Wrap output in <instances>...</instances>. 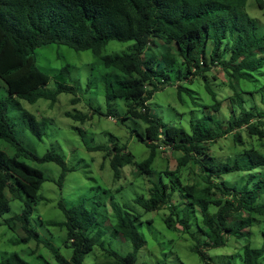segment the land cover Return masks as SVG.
<instances>
[{
    "label": "trees",
    "instance_id": "16d2710c",
    "mask_svg": "<svg viewBox=\"0 0 264 264\" xmlns=\"http://www.w3.org/2000/svg\"><path fill=\"white\" fill-rule=\"evenodd\" d=\"M256 1L264 10V0ZM249 5L250 0H0V79L7 85L9 93L8 97L0 93V139L17 148L14 157L0 149V215L12 211L13 200H22L24 205L23 212L6 224L11 228L15 223L21 224L27 234L24 242L35 239L43 242L40 233L32 228L31 220L40 202V191L47 181L46 174L21 157L60 165L63 168L58 182L61 187L72 171L62 154L51 150L39 156L28 149L19 140L10 118L11 99L22 98L36 103L42 98H56L64 92L76 95L73 86L64 84L55 92L43 91L52 78L38 67L36 51L53 44L64 45L78 52L93 51L101 57L100 63L112 73L111 78H104L109 104L115 98L129 101L126 117L147 125V137L142 136L141 140L150 147V157L139 163L132 153H123L125 148L116 147L117 153L112 160L116 177H121L122 169L127 166L139 167L144 174L154 172L153 165L161 145L184 153L175 171H163L165 180L170 179L174 185L163 181L162 186L151 189V198L138 199L135 203L148 212L162 210L169 203L173 205L174 211L166 219L168 226L178 228L182 225V231L193 238L203 234L205 242L197 244L193 251L205 262L208 259L206 249L223 247L230 237H248L249 244L244 248L241 264H264V247L254 248L250 243L257 219L264 216V207L259 204L264 189V155L255 149L248 154L249 162L235 158L236 163L231 164L229 161L217 162L211 152L215 143L228 136L243 145L245 131L264 141V111L256 108V101L247 102L244 96H239H252L262 91V88L253 92L242 89L245 82H255V77L264 71V56L260 57L264 54V32L261 31L264 23L249 13ZM160 40L168 49L162 61L156 52L162 46L165 49ZM111 41L134 42V46L128 54L103 55ZM215 66L230 74L232 80L233 93L227 94L231 96L220 97L234 102L228 109V120L219 117L224 102L212 89L215 102L205 106L209 112L202 120L193 122L191 131L169 127L153 116L148 103L161 86L178 85L183 98L187 89L179 83H194L202 77L209 87V82H213L210 72ZM68 69L69 66L66 71ZM79 102L80 98L76 96L73 103ZM90 107L96 115L107 114L102 109ZM107 115L113 118L112 109ZM68 116L82 124L93 119L91 112L69 113ZM25 117L28 128L43 139L47 134L45 124L29 112ZM76 128L85 134L82 128ZM192 166L198 169L201 185L182 184V178L177 174H183ZM260 167H263L260 180L254 188L247 184L239 188L224 178L231 173L251 172ZM255 177L251 176L250 183ZM177 193L180 194L179 201L175 202ZM181 196L188 201H182ZM83 204L70 209L61 202L66 221H48L50 225L68 227L66 244L75 252L69 260L49 245L58 264H85L87 256L103 238L102 235H89L93 233L94 223L89 212L80 211ZM199 212L203 213L204 222L199 224L200 217H197L199 228L193 233L192 221ZM133 216L131 213L118 215L115 229L117 234L134 244V251L121 256L116 250L104 247L110 256L116 257L114 264H148L139 262L146 238L137 225L140 218ZM0 264L30 263L15 253Z\"/></svg>",
    "mask_w": 264,
    "mask_h": 264
},
{
    "label": "rangeland",
    "instance_id": "374dc122",
    "mask_svg": "<svg viewBox=\"0 0 264 264\" xmlns=\"http://www.w3.org/2000/svg\"><path fill=\"white\" fill-rule=\"evenodd\" d=\"M249 13L264 23V10H261L256 0H250ZM260 28H261V23ZM264 29V25H262ZM264 32V30H261ZM156 50L159 61H162L168 54L166 44ZM134 42L111 41L105 48L103 55H123L132 51ZM169 48V47H168ZM37 65L48 73L52 80L43 89L46 92H55L58 86L64 84L73 86L76 95L64 92L56 98H42L36 103L22 98L11 99L10 118L14 123L19 140L30 150L39 156H44L49 151H56L62 154L69 167L72 169L66 177L63 187L59 180L63 168L55 162L39 163L32 159L21 157V160L36 166L46 174L47 181L40 191V202L36 206L35 213L31 220V226L37 230L43 242L37 239L24 242L27 236L23 232L22 225L15 223L14 228L6 224L8 220L23 212V201L13 200L12 211L6 215H0V263L7 257L19 253L30 264H58L56 255L51 247L56 248L67 259L71 260L74 255V248L66 244L68 238V227L50 225L48 221L65 222L67 217L61 208L63 202L70 208H77L82 203L80 211L86 210L94 223L92 237L102 235L103 238L87 258L85 264H114L116 257L109 255L108 250H116L121 256H127L134 251V244L123 235L116 232L115 225L118 215L131 213L133 217L138 216L140 221L138 227L146 238V246L140 251L139 262L148 264H159L166 261V264H241L244 248L249 244L248 237H230L229 242L223 247H211L206 249L207 262L193 251V248L204 243L206 237L199 234L193 238L191 234L182 231L183 226L170 228L166 219L173 213L174 206L170 203L159 211L148 212L141 205L135 203L138 199L151 198V189L163 185L165 180L163 171L169 169L175 171L178 168L182 152L173 148H166L161 145L159 154L153 165L151 174L140 172L139 167L127 166L122 169V176L116 177L112 166L113 155L116 147L125 148L123 153H132L136 162H143L151 155V149L147 142L141 137H147V125L133 118H127L129 101L122 98H115L111 104L106 96L107 83L104 78H111L110 70L104 68L100 63L99 56L93 51L78 52L64 45H49L37 49ZM148 57L151 55L148 53ZM264 56V54H261ZM69 66L68 71L66 67ZM230 74L223 72L219 66L213 67L210 78L207 82L199 77L194 83L184 82L186 92L183 98L179 93L178 85L161 86L153 99L148 103L153 116L169 127L185 128L191 131L193 122H198L209 110L205 106L212 105L213 94L211 89L218 94L220 100L227 94L233 93L230 86L232 80ZM255 82H245L242 89L253 92L262 88L261 92L255 95L244 96L247 102L256 101L261 111H264V71L254 79ZM0 93L8 97V87L0 79ZM80 98L78 104H74L75 97ZM247 96V97H246ZM221 97V98H220ZM224 107L219 117L229 119L228 109L234 106L232 100H222ZM209 105V106H210ZM98 108L109 114L113 111V118L94 114ZM248 108V105L246 104ZM35 115L39 122L45 124L47 134L40 139L28 128L26 113ZM92 113V120L82 124L80 121L68 116L69 113ZM76 127L84 130L83 134ZM233 136L220 139L212 147L211 152L217 162H228L235 164V158L245 159L249 162L248 154L255 149L264 155V141L257 137L249 136L245 131L243 145L236 142ZM101 147V149H99ZM92 148V149H91ZM96 148V149H93ZM0 149L4 150L11 157L17 155V148L8 141L0 139ZM263 167L251 172L231 173L225 175L226 181H231L233 186L239 188L249 185L254 188L260 180ZM182 184L201 185L198 169L191 167L183 174ZM200 175V174H199ZM251 176H256L250 183ZM177 180V177L175 178ZM180 194H176L175 202L179 201ZM182 201H188L184 196ZM147 201V200H145ZM259 204L264 207L263 197ZM183 208H186L184 206ZM218 209V208H217ZM203 224L204 216L197 213L193 219V233L199 228L197 224ZM178 218V216H175ZM95 233V234H94ZM251 245L254 248L264 247V216H259L251 233ZM50 245V246H49ZM264 261V259H263Z\"/></svg>",
    "mask_w": 264,
    "mask_h": 264
}]
</instances>
